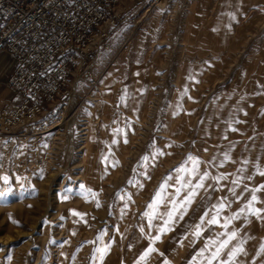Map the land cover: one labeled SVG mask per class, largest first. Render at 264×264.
Segmentation results:
<instances>
[{"label":"rangeland","instance_id":"374dc122","mask_svg":"<svg viewBox=\"0 0 264 264\" xmlns=\"http://www.w3.org/2000/svg\"><path fill=\"white\" fill-rule=\"evenodd\" d=\"M240 4L127 1L93 59L99 95L86 80L69 88L52 165L0 174V264H176L144 233L149 205L213 217L216 172H264V7L240 15ZM137 233L148 254L131 251Z\"/></svg>","mask_w":264,"mask_h":264},{"label":"built area","instance_id":"2783aa9c","mask_svg":"<svg viewBox=\"0 0 264 264\" xmlns=\"http://www.w3.org/2000/svg\"><path fill=\"white\" fill-rule=\"evenodd\" d=\"M127 1L0 0V54L15 59L0 109V174L52 165L48 134L71 110L69 88L86 80L99 93L93 59L110 50Z\"/></svg>","mask_w":264,"mask_h":264},{"label":"crops","instance_id":"0c3cea01","mask_svg":"<svg viewBox=\"0 0 264 264\" xmlns=\"http://www.w3.org/2000/svg\"><path fill=\"white\" fill-rule=\"evenodd\" d=\"M205 1L207 4L211 2V0ZM238 1L241 4L237 10H240L235 13L240 15L243 14L241 9L264 7V0ZM126 5L127 2L124 6ZM196 9H193V15L196 17L206 15L208 11L207 8L201 11ZM259 16H264V13ZM106 52L103 51L98 55L94 65ZM14 66L15 59L10 53L0 54V109L8 97L6 82ZM137 72L140 73V79L134 83V74ZM141 73V70L133 73L132 88L140 82ZM106 77H110L116 87L117 80L113 74H108ZM217 173L224 179H220L219 183L213 179V217L201 219L171 215L163 218L157 215L161 211L158 210V204L155 208L153 206L151 209L147 208L143 219L144 233L148 234L150 240L159 243L157 245L164 251L163 255L177 256L176 264H250V258L264 257V252L261 251V247L264 246V175L261 173L264 172L258 169L249 171L243 163L236 172H216L215 175H218ZM253 193L256 196L255 201L252 200ZM213 219L215 223H211ZM232 233H235V237L229 239ZM136 235L139 237L138 233L133 235L131 251L139 252L138 256L143 253L148 254L151 250L149 240L140 241L136 237L134 241ZM224 241H228L227 245L220 248ZM233 248H242L243 251L230 259L228 253Z\"/></svg>","mask_w":264,"mask_h":264},{"label":"snow or ice","instance_id":"6c2138e0","mask_svg":"<svg viewBox=\"0 0 264 264\" xmlns=\"http://www.w3.org/2000/svg\"><path fill=\"white\" fill-rule=\"evenodd\" d=\"M191 159V158H190ZM262 175H264V173H261ZM252 200L255 201L256 200V196L255 194L253 193L252 195ZM149 207H151V205H149ZM221 207H223V205H221ZM215 219H213L211 221V223H215ZM235 237V233H232V236L229 237V239L231 238H234ZM157 239H159V237H157ZM228 241H224L221 245H220V248H223L227 245ZM243 249L242 248H233L229 253H228V256L229 258L231 259V257H234L237 253L239 252H242ZM261 251L264 252V246L261 247ZM219 253V249L217 250V254Z\"/></svg>","mask_w":264,"mask_h":264},{"label":"bare ground","instance_id":"6f19581e","mask_svg":"<svg viewBox=\"0 0 264 264\" xmlns=\"http://www.w3.org/2000/svg\"><path fill=\"white\" fill-rule=\"evenodd\" d=\"M73 87H74V90H77V82H74L73 83ZM103 88H104V85H103ZM77 92V91H76ZM103 93H106L104 90H103ZM72 104V103H71ZM70 112V111H69ZM70 115H71V113H70ZM68 116V115H67ZM73 121H74V116L73 117H71V120L68 122V123H66L67 124V129H68V131H69V134L71 135V132L73 131V128H72V125H73ZM61 124H64L63 122L62 123H60V125ZM56 128V127H55ZM52 130H54V128L52 129Z\"/></svg>","mask_w":264,"mask_h":264}]
</instances>
